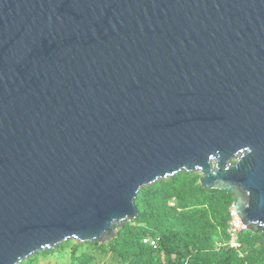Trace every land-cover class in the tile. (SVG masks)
<instances>
[{
  "label": "water",
  "instance_id": "water-1",
  "mask_svg": "<svg viewBox=\"0 0 264 264\" xmlns=\"http://www.w3.org/2000/svg\"><path fill=\"white\" fill-rule=\"evenodd\" d=\"M181 171L264 244V0H0V264L107 242Z\"/></svg>",
  "mask_w": 264,
  "mask_h": 264
},
{
  "label": "trees",
  "instance_id": "trees-1",
  "mask_svg": "<svg viewBox=\"0 0 264 264\" xmlns=\"http://www.w3.org/2000/svg\"><path fill=\"white\" fill-rule=\"evenodd\" d=\"M199 176L181 171L140 188L137 218L124 223L107 242L70 239L18 264L36 263L40 255L62 253L67 247L72 264H89L107 253L114 264H264V244L249 230L239 234L238 251L217 247L229 238L234 196L224 189L204 188Z\"/></svg>",
  "mask_w": 264,
  "mask_h": 264
},
{
  "label": "built area",
  "instance_id": "built-area-1",
  "mask_svg": "<svg viewBox=\"0 0 264 264\" xmlns=\"http://www.w3.org/2000/svg\"><path fill=\"white\" fill-rule=\"evenodd\" d=\"M245 230H247L245 224L242 223L231 204V206L229 207V219L227 225V232L229 234V238L226 241L218 242L217 247H231L237 249L238 251L241 246L239 234ZM143 241H145V239H143ZM150 243L153 244L152 241H150Z\"/></svg>",
  "mask_w": 264,
  "mask_h": 264
},
{
  "label": "rangeland",
  "instance_id": "rangeland-1",
  "mask_svg": "<svg viewBox=\"0 0 264 264\" xmlns=\"http://www.w3.org/2000/svg\"><path fill=\"white\" fill-rule=\"evenodd\" d=\"M71 251L67 247L62 253L49 252L44 255H40L41 257L38 259L36 263L29 264H72L71 262ZM89 264H114L110 261V256L107 254L102 257L93 260Z\"/></svg>",
  "mask_w": 264,
  "mask_h": 264
},
{
  "label": "flooded vegetation",
  "instance_id": "flooded-vegetation-1",
  "mask_svg": "<svg viewBox=\"0 0 264 264\" xmlns=\"http://www.w3.org/2000/svg\"><path fill=\"white\" fill-rule=\"evenodd\" d=\"M257 234H259V233H257ZM260 235V234H259ZM260 240V239H259Z\"/></svg>",
  "mask_w": 264,
  "mask_h": 264
}]
</instances>
